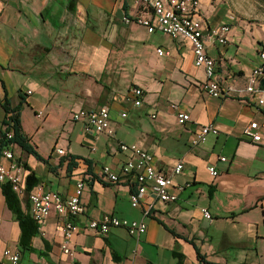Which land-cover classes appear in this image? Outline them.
I'll return each instance as SVG.
<instances>
[{
  "label": "crops",
  "instance_id": "1",
  "mask_svg": "<svg viewBox=\"0 0 264 264\" xmlns=\"http://www.w3.org/2000/svg\"><path fill=\"white\" fill-rule=\"evenodd\" d=\"M200 4L215 79L238 91L227 98L205 92V70L195 66L186 39L149 33L134 21L152 13L132 0H0V163H7L1 148L10 115L5 106H21L23 133L43 158L13 145L25 170L26 192L43 188L66 198L83 181L87 209L72 220L82 230L71 240V254L62 249L68 218L55 210L23 248L20 223L0 185V264L7 249L21 254L20 264H179V255L182 264H264V109L245 92L264 49V0ZM227 15L235 20L223 45L210 35ZM158 49L167 54L160 56ZM134 87L143 90L139 107L126 102ZM172 105L191 122L179 124ZM100 107L111 111L113 134L87 132L83 121L73 119L80 110ZM253 122L260 126L259 142L244 136ZM209 124L219 134L193 146L198 127ZM121 144H135L154 157L155 167L172 176L176 202L147 195L133 208L134 176L116 183L103 177L104 166L121 172L132 158ZM179 162L184 170L174 175ZM17 196L22 212L30 215L27 194ZM105 214L144 219L147 230L138 238L113 228L103 237L86 228Z\"/></svg>",
  "mask_w": 264,
  "mask_h": 264
},
{
  "label": "built area",
  "instance_id": "2",
  "mask_svg": "<svg viewBox=\"0 0 264 264\" xmlns=\"http://www.w3.org/2000/svg\"><path fill=\"white\" fill-rule=\"evenodd\" d=\"M132 2L142 9L151 11L150 17L138 16L135 22L146 27L149 33L159 30L163 34L177 39L183 37L193 48L194 63L197 67H203L207 76L203 89L214 98H227L238 91L233 86H221L215 79L216 62L206 51V41L204 38V25L200 17V0H132ZM233 15H227L218 27L212 30L210 37L220 44L228 42V35L231 32ZM126 23L132 22L125 18ZM160 56L167 54L163 49H158ZM260 65L253 70L248 79L245 92L250 95L260 109H264V89L261 80L264 78V49L259 52ZM126 102L135 107L143 103V90L138 87L132 88L126 96ZM177 112V121L181 125L191 122V116L179 109L177 105H172ZM42 113H39L41 116ZM123 119L128 117L126 111L121 113ZM154 117V115H152ZM75 121H83L87 132L98 135L101 133L113 134L111 129L112 115L107 107H100L97 110H80L73 114ZM219 134V129L214 125L199 126L192 139V145L198 146L207 141L208 137ZM12 132L7 134L11 139ZM244 136L254 142L261 140L260 126L258 123H251L244 130ZM13 145L2 150L3 157L7 163H0V185L10 184L14 192L18 195L27 194L30 204V214L33 220L40 225L55 210L60 216L68 218L64 224V241L62 249L64 253L71 254L70 243L75 234L82 228L78 227L72 220L85 215L87 209L83 202L84 182L79 181L73 195L62 197L52 191H44L40 188L38 192H26L25 170L14 158ZM121 150L131 153L132 158L122 167L121 172L113 170L110 166L102 168V175L112 183L119 182L122 176H134L136 190L132 193L130 200L133 208L141 206L147 195L152 196L156 201L164 203H174L178 200V192L175 191V184L171 175L159 171L154 165V157L141 147L132 144H121ZM58 154H64L62 149L56 150ZM225 161L226 158H221ZM183 162H179L173 170L174 175L182 173ZM208 171L213 176L218 175L214 164L208 165ZM182 188H178L181 190ZM149 211L144 212V217L149 216ZM203 215L207 219H212L207 210H203ZM87 229L95 231L98 235L106 237L113 228H124L133 237H140L147 230V223L142 220H128L120 218L114 214H105L100 219L90 220ZM4 264H20L21 254L18 251L7 249L4 252Z\"/></svg>",
  "mask_w": 264,
  "mask_h": 264
},
{
  "label": "trees",
  "instance_id": "3",
  "mask_svg": "<svg viewBox=\"0 0 264 264\" xmlns=\"http://www.w3.org/2000/svg\"><path fill=\"white\" fill-rule=\"evenodd\" d=\"M5 108L10 115L7 121H5V125L7 126L6 131L2 132L1 148L4 149L6 147H9L10 145H18L24 151L34 155L39 160H43L37 150L30 143V139L23 133L20 120L22 107L18 106L12 108L10 104H7ZM10 132H12L13 136L11 139H8L7 134ZM32 180L33 176L28 178L29 189H31L33 186L34 182ZM1 187L9 209L12 211L21 226L22 238L20 245L23 248H28L30 246L32 238L39 232V225L33 220L31 214H24L22 212L20 200L17 194L12 189L11 185L3 184L1 185ZM178 258L179 264H182V256L179 255Z\"/></svg>",
  "mask_w": 264,
  "mask_h": 264
},
{
  "label": "water",
  "instance_id": "4",
  "mask_svg": "<svg viewBox=\"0 0 264 264\" xmlns=\"http://www.w3.org/2000/svg\"><path fill=\"white\" fill-rule=\"evenodd\" d=\"M261 86L264 89V78L261 80Z\"/></svg>",
  "mask_w": 264,
  "mask_h": 264
}]
</instances>
